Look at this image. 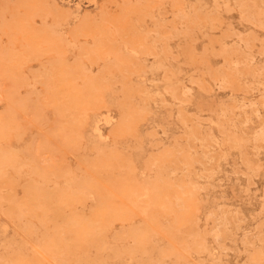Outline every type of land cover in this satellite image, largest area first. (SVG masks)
<instances>
[{"label": "rangeland", "instance_id": "rangeland-1", "mask_svg": "<svg viewBox=\"0 0 264 264\" xmlns=\"http://www.w3.org/2000/svg\"><path fill=\"white\" fill-rule=\"evenodd\" d=\"M0 264H264V0H0Z\"/></svg>", "mask_w": 264, "mask_h": 264}]
</instances>
